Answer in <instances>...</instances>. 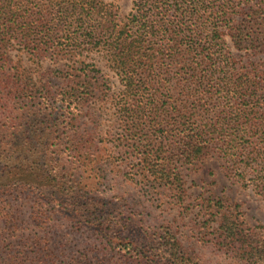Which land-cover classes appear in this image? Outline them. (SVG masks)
<instances>
[{"label":"trees","instance_id":"obj_1","mask_svg":"<svg viewBox=\"0 0 264 264\" xmlns=\"http://www.w3.org/2000/svg\"><path fill=\"white\" fill-rule=\"evenodd\" d=\"M36 1L53 9L34 12L35 5L39 6ZM39 20L45 24L41 38H63L73 44L77 62L85 67L81 73L74 71L71 84L60 97L48 96L46 104L53 110L45 122L48 135L40 144L25 138L13 145L21 136L23 123L16 131L0 133V160L6 165L0 173L9 169L6 177L0 175V212L19 196L33 194L52 208L51 219L57 216L85 227H89V219H97L93 186L80 175L82 169L94 168L97 151L91 138L75 130L81 107L95 97L99 87L98 79L88 75L100 73L97 63L87 62L89 56L83 51L88 49L107 57L119 78L123 94L117 104L128 114H123L124 123L144 122L146 129L138 127L134 132L137 136L145 130L150 141L142 150L140 140L136 145L138 138L134 139L144 177L181 189L176 150L181 151L180 160L192 163L219 145L228 168L237 172L260 159L259 150L264 148V63H240L228 42L236 51L264 59V0H133L123 22L113 5L102 0H0V57H6L2 50L12 41L28 45L36 36ZM18 70L16 67V76ZM30 85L14 86L25 92ZM56 110L65 115L61 122L68 132L65 137L59 134L61 118ZM165 140L175 146L166 147ZM64 146L65 151L58 153ZM6 218L17 221L12 214ZM101 225V234L111 229ZM217 228L227 247L264 261V240L257 239L242 223L225 216ZM161 237L165 241L161 240L158 253L152 255L190 264L188 258L178 257L180 247L173 236L165 233ZM42 244L48 248L43 239H35L32 245ZM114 248L133 258L134 264L156 263L149 252L130 241L121 240ZM0 264L21 263L10 249L0 247ZM67 264L82 263L73 258ZM98 264H104L103 260Z\"/></svg>","mask_w":264,"mask_h":264},{"label":"rangeland","instance_id":"obj_2","mask_svg":"<svg viewBox=\"0 0 264 264\" xmlns=\"http://www.w3.org/2000/svg\"><path fill=\"white\" fill-rule=\"evenodd\" d=\"M102 1L113 5L120 22L133 6V0ZM35 3L39 6L35 5L34 12L53 9L49 4ZM38 25L36 36L28 45L12 41L2 50L6 57H0V133L16 131L15 127L23 123L19 129L21 136L16 135L18 139L13 145L25 138L38 145L47 137L49 128L45 122L53 110L46 104L48 96L60 97L71 84L69 79L74 71L81 73L85 67L77 62L73 44L63 38H41L45 24L39 20ZM228 46L242 64L250 60L264 63L259 56L236 51L229 42ZM83 52L89 56L87 62L97 63L100 69V73H88L92 76L89 78L98 79L99 87L95 97L81 107L75 126L78 134L93 140L97 151L94 168L82 169L80 175L93 186L94 209L99 207L94 214L98 220L89 219V227H85L57 216L51 219L49 205L36 200L33 194L19 196L6 206L5 212H0V247L10 249L21 264H67L73 258L82 264V258L84 264H98V260L104 264H134L133 258L114 248L121 240H127L149 252V258L156 261L148 260L149 264H175L170 256L152 255L158 253L161 240L165 241L161 235L169 233L179 243L178 257L188 258L190 264H264L227 247L218 236L220 231L217 232L222 219L229 216L257 239L264 240V148L259 150L260 159L238 172L228 168L219 145L212 146L192 163L180 160L181 151L176 150L178 156L174 160L182 188L155 183L143 176L136 158L135 137L142 150L150 143L145 130L134 136L138 127L146 129L144 122L124 123L127 113L117 104L123 88L116 72L102 53L90 49ZM27 83L31 85L25 92L21 86H14ZM55 113L61 118L59 134L65 137L68 132L61 123L65 115L58 110ZM164 144L175 146L168 140ZM59 149L61 153L65 146ZM3 166L6 167L0 160V169ZM8 171L0 175L4 178ZM26 173L31 171L26 169ZM7 213L15 215L17 221L7 219ZM99 225L111 229L101 234ZM35 239L46 241L48 248L44 244L32 245Z\"/></svg>","mask_w":264,"mask_h":264}]
</instances>
